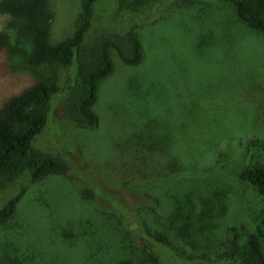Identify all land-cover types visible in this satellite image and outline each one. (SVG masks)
<instances>
[{"label":"rangeland","instance_id":"rangeland-1","mask_svg":"<svg viewBox=\"0 0 264 264\" xmlns=\"http://www.w3.org/2000/svg\"><path fill=\"white\" fill-rule=\"evenodd\" d=\"M132 1L97 0L85 38L102 29L131 28L141 61L126 65L110 52L113 69L98 83L91 107L98 122L90 129L62 118L60 99L74 65L60 70L59 90L50 97L46 123L32 145L59 153L69 174L38 179L22 174L0 190L1 207L22 189L12 216L0 221V264L107 263L106 249L115 253L122 236L106 242L96 232L108 229L99 211L113 204L127 208L133 224L122 244L146 241L140 221L148 225L149 219L135 208L140 192L155 194L164 211L188 198L193 214H210L213 231L195 251L209 254L229 226L239 229L241 240L253 229L264 202L238 178L248 160L239 140H264V37L223 0ZM48 8L49 40L55 43L72 34L80 0H48ZM4 18L0 14V22ZM18 52H0V104L31 84L25 56ZM136 137L164 143L168 138L171 144L158 148L157 160L144 166L159 175L121 188L114 169L129 161L119 162L129 156L120 152L125 138ZM172 159L178 170L163 175ZM84 185L96 204L81 192ZM151 248L162 264H194L163 245Z\"/></svg>","mask_w":264,"mask_h":264},{"label":"trees","instance_id":"trees-1","mask_svg":"<svg viewBox=\"0 0 264 264\" xmlns=\"http://www.w3.org/2000/svg\"><path fill=\"white\" fill-rule=\"evenodd\" d=\"M96 1L80 0L72 34L55 43L49 40L51 14L48 0L0 1V14L5 16L0 22V52L20 51L25 56L23 64L26 72L32 78L31 84L0 104V190L14 183L22 174L31 179H38L48 173L68 176L70 166L59 153L32 145V139L46 123L50 97L59 90L57 79L61 69L74 65L73 74L64 86L60 99L61 116L77 127L90 129L98 122L91 110L97 97L98 83L113 69L110 52L126 65L141 61V44L131 28L122 31L102 29L89 33L85 38L90 30ZM223 1L230 4L239 20L264 37V0ZM26 47L27 51H24ZM239 141H244L243 149L248 160L238 178L254 188L264 202V140L250 137ZM123 143L120 152L126 150L129 156L122 157L119 162L125 164L129 161L124 167L117 166L114 169L119 187L132 189L135 180L159 175L146 171L144 166L157 160L156 150L162 145L169 148L171 141L168 138L165 143L155 137L149 140L125 138ZM177 170L172 159L163 175ZM81 192L89 203L96 204L91 188L84 185ZM140 194L141 200L135 208L149 219L148 225L145 220L140 221L146 241L141 239L140 243H134L131 238L125 245L122 244L128 238L133 224L127 208L113 204L110 210L99 211L105 216V227L108 229H95L96 232L103 234L106 242H110V236H122L121 242L116 244L115 253H109L111 248L106 249V255L111 259L105 264H162L151 248L152 244L163 245L174 255L193 261L194 264H264V204L253 229L246 232L242 240L239 229L229 226L225 230L224 241H219L206 254L204 251H195V248L213 231L209 226L212 224L210 214L205 210L193 214L190 207L194 204L188 198L176 200L170 210L164 211L155 194ZM21 196L22 189H19L0 207V221L12 216ZM110 218L112 222L108 221Z\"/></svg>","mask_w":264,"mask_h":264}]
</instances>
